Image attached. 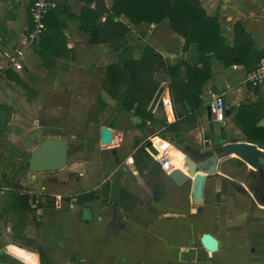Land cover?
Returning <instances> with one entry per match:
<instances>
[{
  "label": "crops",
  "instance_id": "obj_1",
  "mask_svg": "<svg viewBox=\"0 0 264 264\" xmlns=\"http://www.w3.org/2000/svg\"><path fill=\"white\" fill-rule=\"evenodd\" d=\"M31 1L0 0V104L11 107L8 124L3 132L0 129V154L4 160L13 159L12 152L29 153L37 145L29 149L27 144L21 141L29 129L20 124L25 122L23 116L16 117L12 112L14 107L21 102L16 86H24V88L54 86L56 88V86H78L82 85L84 81L91 84L90 86H103L104 75L99 73V69L120 58H140L144 45H149L158 51L165 62L180 64L179 76L181 78L187 76L186 67L181 62H186L194 67H200L202 64L197 44L190 43L183 50L184 38L172 31L168 19L159 23L133 24L127 17L120 15L119 19L130 27V31L126 35L128 42L126 49L114 52L105 43L89 45L87 36L78 30L76 22L77 16L84 6L82 1L54 0L58 6L63 3L68 9V12L60 11L57 15L58 27L66 37L65 49L67 52L64 53V56L56 57L55 62L48 69L44 67L34 47H29L26 43V28L29 27L31 21L29 16ZM105 2L107 6L112 4V0H105ZM199 2L208 16H216L218 36H220L218 39L220 42L216 48L217 53L230 63L225 64L220 61L213 51L205 53L210 57L206 61L210 65V74L201 86L199 95L201 106L194 116L190 115L187 118L185 116L180 119L176 117V112L181 108L178 102L174 103L173 98L183 97L188 110L193 109L195 100L189 86L186 84L168 86L170 77L164 71H156L153 75L154 79L159 81L163 87L160 98L164 113L162 116L168 124L173 122L175 124L174 131L166 132V137L158 133L161 128L155 130L154 134L164 140L160 143L162 146L170 147L172 153L177 156L180 152L183 158L184 154L181 151L197 150L202 142L201 132L208 130L207 106L211 94H223L229 115L226 116L224 124L216 125L224 127L227 140L230 142H247L246 137L234 123V116L239 106L256 104L260 101L259 112L264 111V82L256 86H251L246 82L247 75L255 69L259 59L264 57V0H200ZM92 6L93 4L90 5V7ZM231 51L236 53L233 57L230 54ZM12 61H17L22 68L16 69L12 65ZM90 65L94 67L92 72L89 70ZM15 76L20 78L23 84L19 83ZM17 98L19 101L16 104ZM163 99L169 100L171 112L175 117L174 121L167 120V110L163 106ZM119 116L120 119L131 120L132 123L135 121L130 112H122ZM257 125L264 126V115L259 119ZM40 136L43 137L38 140L39 142L45 137H52L43 134ZM195 136L198 138L196 143L193 140ZM136 140L139 139L135 138L134 140L135 150L137 149ZM174 143L180 145L181 148H178ZM147 146V152H149V148L155 149L152 148L155 152L153 159L156 161L159 150L150 142L147 143ZM133 162L138 170L142 173L146 172V183L147 171L151 168L147 169L139 156L136 157V160L133 159ZM175 166L185 172L183 160ZM50 173L53 172L28 173L17 178L13 191L17 193L16 196L27 195L29 200L25 202L21 197L16 196L9 200V195L0 217V254L4 253L11 264H28V254L35 253L32 250H35V244L39 243L43 246L46 256L54 264H68L72 258L86 264H100L99 258L111 256V250L106 249L101 239L106 235L117 236L118 230L112 227L114 219L116 220L121 212L130 214L115 206L114 202L117 197L114 196V183L109 184L106 195H104L106 188L101 186L99 191L101 193L95 192V198L79 203L77 197L82 193L76 196L69 195L68 198L57 196V194L52 198L51 195L43 194V179ZM0 181L2 182L1 179ZM1 184L4 186L3 182ZM120 188L134 193L126 186L121 185ZM159 191L161 192L159 197L162 193L168 197V191L158 190L155 192L158 194ZM100 197L103 202L99 201ZM50 199L52 200L49 201ZM64 202L67 203L69 212L60 210L63 208ZM95 202L100 206L104 205V210L100 213H97L92 207ZM26 203L32 210L26 207ZM75 204L77 208H75ZM89 204L91 208L87 207ZM97 220L101 224H97ZM105 222L107 223L104 225ZM91 223L93 232L85 233ZM210 234L218 240L219 249L220 240L214 234ZM144 264L147 263L144 262Z\"/></svg>",
  "mask_w": 264,
  "mask_h": 264
},
{
  "label": "rangeland",
  "instance_id": "obj_2",
  "mask_svg": "<svg viewBox=\"0 0 264 264\" xmlns=\"http://www.w3.org/2000/svg\"><path fill=\"white\" fill-rule=\"evenodd\" d=\"M89 67L90 72L94 71L92 65ZM102 68L99 73H102ZM90 85L84 81L82 85L56 88L16 86L21 102L12 112L25 119L20 124L29 131L21 141L29 149L38 144L43 137L40 135L46 136V132L53 129L60 130L54 137L65 138L66 135L72 143L80 145L70 154L63 169L44 177L43 194L52 198L56 194L68 198L69 195L93 193L95 198V192H99L101 186L106 188L105 185L113 182L115 198L121 185L139 196L140 203L136 208L139 215L121 212L112 223V227L118 230L117 236L105 234L101 239L106 249L111 250V256L99 258V263L264 264V238L254 239L253 244L249 240L251 233L264 234V190L262 197L257 198L255 193L258 192L250 184V170L264 163V149L258 154V163L254 166L241 160L246 165L245 169L236 166L234 161H228L231 157L236 158L235 154L220 159L218 171L209 175L205 183V187L209 186L208 198L215 196L217 204L202 202L201 212H198V205L189 190V209L169 208L161 201L164 193L155 198L157 193L145 183L146 172L138 170L131 157L135 152V138L144 139L147 144L156 129L149 125L141 129L131 120L120 119V116L108 126L115 115L114 101L105 94L103 86ZM101 100L106 104L103 109ZM155 110L161 116L164 114L162 107L156 105ZM102 126L112 130V142L109 144H100ZM145 134L148 135L144 137ZM193 140L198 142L196 136ZM152 148L148 150L153 158L155 149ZM190 150L195 157L200 156L197 150ZM177 158L182 160L180 152ZM188 183L190 188L191 183ZM98 199L103 202L101 197ZM62 206L60 210L69 212L66 202ZM103 206L96 202L92 205L97 213L104 210ZM96 222L101 224L99 220ZM89 232H93L92 223L85 233ZM205 232L220 240L216 252L206 251L201 246L200 237Z\"/></svg>",
  "mask_w": 264,
  "mask_h": 264
},
{
  "label": "trees",
  "instance_id": "obj_3",
  "mask_svg": "<svg viewBox=\"0 0 264 264\" xmlns=\"http://www.w3.org/2000/svg\"><path fill=\"white\" fill-rule=\"evenodd\" d=\"M80 1L83 2L84 6L77 16L76 26L78 30L87 36L89 45L105 43L108 44L111 51L117 52L121 49L124 51L128 43L126 35L130 31V27L119 19L120 15H124L133 24H139L140 22L159 23L164 19H168L172 31L184 38L182 49L185 50L190 43H196L201 53L202 64L200 67L190 66L186 62H181L186 67L187 76L185 78L179 76L180 64L165 62L162 55L149 45L143 46L141 57L138 59L120 58L118 61L102 68L101 72L104 75L103 90L114 101L115 109L114 118L108 126H111L113 121L122 112H130L135 118L133 124L137 127L144 129L149 125L156 130L161 128L158 133L166 137V132L171 133L174 131L175 124L174 122L168 124L164 116H160L155 110L156 105L161 108L160 98L163 87L159 81L154 79V73L156 71L168 73L170 77L168 86L175 84H186L189 86L195 100V107L193 109L188 110L183 97L176 96L173 98L174 103L178 102L181 108L180 111L176 112V117L180 119L184 116L186 118L190 115L194 116L201 106L199 98L201 86L210 74V65L206 63L210 57L206 56L205 53L213 51L220 61L225 64L230 63L217 53L216 48L219 45L218 42H220L218 40L220 36H218L217 18L216 16H208L206 14L200 5V0H112L110 6H107L105 0ZM91 4H93L92 7H90ZM60 11L68 12L67 7L63 3L60 6L56 4L55 7L50 8L44 20L46 30L34 45L36 54L41 59L44 67L48 69L53 65L56 57L64 56V53L67 52L65 49L66 37L58 27L57 15ZM115 18L117 19L115 20ZM29 27H31V21L29 22ZM230 54L233 57L236 53H232L231 51ZM15 79L23 84L22 80L17 76H15ZM101 102L100 106L103 109L106 104L102 100ZM260 103L259 101L256 104L239 106L234 116V123L246 137L247 142L264 149V126L257 125L259 119L264 115V111L259 112ZM98 109L99 111L102 110ZM10 114L11 107L0 104V129L2 132L9 122ZM51 120L54 121L56 119L51 118ZM50 131L46 132V136L53 137L60 133L58 129ZM65 138H67L66 135ZM135 142L137 149L132 154L133 159L136 160V157L139 156L147 166V169L151 168L147 171L148 178L146 179L149 187L154 191H168V197L164 196L161 199L167 207L189 209V183L187 182L182 186L174 184L151 157L149 152L146 151V148H148L146 141L136 140ZM175 145L181 148L177 143ZM24 155L28 156L29 153L12 152L13 157L23 158ZM228 161H234L236 166L246 168L245 163L237 157H231ZM105 186L104 195H106L108 188V185ZM211 190L213 193L212 186ZM209 193V186L207 185L204 189L203 203L217 204L218 201L216 199L218 198L213 196L209 199ZM16 195L17 193L11 190L9 200ZM16 197H21L25 202L29 200L27 195H18ZM90 198H93V193H82L77 197V201L79 203L89 201ZM114 203L115 206L130 214L139 215L136 211V206L140 203L139 196L125 188H118L117 200ZM26 207L32 210L27 203ZM197 211L201 212V206L197 208ZM258 238H264V234H250L252 244L253 240ZM32 251L38 254L40 264H54L46 256L41 244L36 243L35 250ZM0 263L11 264L4 253L0 254ZM68 264L86 263L78 262L75 258H72V261Z\"/></svg>",
  "mask_w": 264,
  "mask_h": 264
},
{
  "label": "water",
  "instance_id": "obj_4",
  "mask_svg": "<svg viewBox=\"0 0 264 264\" xmlns=\"http://www.w3.org/2000/svg\"><path fill=\"white\" fill-rule=\"evenodd\" d=\"M207 113L209 119L208 130L207 132H201L202 142L197 149L200 156L195 157L191 151L182 150L185 172L181 168L173 167L167 173L168 177L177 186H182L187 182L191 183V197L196 205L202 203L206 179L209 175H213L218 171L220 159L229 154H235L238 159L254 166L258 163V154L263 151L250 142L228 141L224 127L217 126L211 121L208 106ZM225 113L228 116L229 110L226 109ZM111 142L112 130L109 127L102 126L100 128V144ZM91 143V140H89L88 144L91 145ZM79 148L80 145L72 143L67 138L45 137L29 152L28 156L24 155L23 158L14 157L13 159L4 160L0 154V179L5 188L0 193V216L3 213L10 191L13 190L14 183L20 175L59 171L65 167L70 154ZM160 194L159 191L156 198ZM200 243L209 252H215L218 249V240L208 232L201 235Z\"/></svg>",
  "mask_w": 264,
  "mask_h": 264
},
{
  "label": "built area",
  "instance_id": "obj_5",
  "mask_svg": "<svg viewBox=\"0 0 264 264\" xmlns=\"http://www.w3.org/2000/svg\"><path fill=\"white\" fill-rule=\"evenodd\" d=\"M56 6L54 0H32L29 7V16L31 18V27L26 28V43L29 47H34L42 33L46 30L45 17L50 8ZM12 65L16 69H21L22 66L17 61H12ZM246 82L251 86H256L264 82V57H261L255 67L246 77ZM163 106L167 110L166 118L168 121H174L175 117L171 112L170 102L167 99H163ZM208 107L210 109L211 121L215 124H224L226 120V105L222 93L211 94ZM171 115V116H170ZM150 143L159 149V155L157 157V163L160 168L167 174L172 168H166V159L170 154L169 148L159 147V141H164L157 134H153L149 137ZM4 186L0 184V193L4 190Z\"/></svg>",
  "mask_w": 264,
  "mask_h": 264
},
{
  "label": "flooded vegetation",
  "instance_id": "obj_6",
  "mask_svg": "<svg viewBox=\"0 0 264 264\" xmlns=\"http://www.w3.org/2000/svg\"><path fill=\"white\" fill-rule=\"evenodd\" d=\"M251 182L250 184L255 188V196L261 198L264 190V163L259 164L256 169H251ZM200 206V205H199ZM198 206V207H199Z\"/></svg>",
  "mask_w": 264,
  "mask_h": 264
},
{
  "label": "bare ground",
  "instance_id": "obj_7",
  "mask_svg": "<svg viewBox=\"0 0 264 264\" xmlns=\"http://www.w3.org/2000/svg\"><path fill=\"white\" fill-rule=\"evenodd\" d=\"M162 142H163V141H159V147H161V148H169V149H170V147L162 146V145L160 144V143H162ZM182 160H183V159H182ZM182 160L179 161L178 158H177V155L174 154V153H172V151L170 150V154H169L168 158L166 159L167 163L165 164V166H166V168L176 167L175 165L181 163ZM174 164H175V165H174ZM180 166H181V165H180Z\"/></svg>",
  "mask_w": 264,
  "mask_h": 264
},
{
  "label": "clouds",
  "instance_id": "obj_8",
  "mask_svg": "<svg viewBox=\"0 0 264 264\" xmlns=\"http://www.w3.org/2000/svg\"><path fill=\"white\" fill-rule=\"evenodd\" d=\"M28 264H39V256L37 253H30L27 256Z\"/></svg>",
  "mask_w": 264,
  "mask_h": 264
}]
</instances>
